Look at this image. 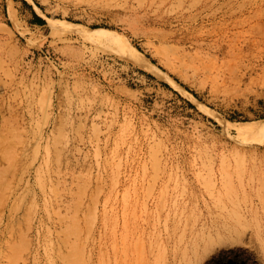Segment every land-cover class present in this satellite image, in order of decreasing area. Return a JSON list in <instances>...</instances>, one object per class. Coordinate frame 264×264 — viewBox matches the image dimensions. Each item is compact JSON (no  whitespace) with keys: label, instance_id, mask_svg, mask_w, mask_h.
I'll list each match as a JSON object with an SVG mask.
<instances>
[{"label":"rangeland","instance_id":"rangeland-1","mask_svg":"<svg viewBox=\"0 0 264 264\" xmlns=\"http://www.w3.org/2000/svg\"><path fill=\"white\" fill-rule=\"evenodd\" d=\"M253 121L264 0H0V264H222L212 249L230 235L199 232L177 256L168 239L151 258V232L264 206L260 185L212 181L264 175V143L228 127ZM152 176L173 180L151 191ZM252 229L237 257L264 264Z\"/></svg>","mask_w":264,"mask_h":264},{"label":"bare ground","instance_id":"bare-ground-1","mask_svg":"<svg viewBox=\"0 0 264 264\" xmlns=\"http://www.w3.org/2000/svg\"><path fill=\"white\" fill-rule=\"evenodd\" d=\"M51 27L57 28V23L51 21L50 22ZM100 41H104L112 45L116 50H118L120 53L123 54V56L132 59L134 61L144 63L145 58L141 52H139L136 48H134L133 45H131L130 42L127 41L124 37L120 36L119 34L107 31V30H100L98 31V35L96 36ZM229 128H234L238 133L239 136L241 135L242 138L245 137L246 140H250L253 142L258 143H264V121H256V122H248V123H238V124H228ZM173 180V178H168L166 176H152L151 181L153 184H151V191L153 188L161 184L162 186L165 185L169 180ZM220 180L224 185L232 184V182H239L241 183L240 186L242 189L237 188L238 190H241L243 192L247 191L248 185L251 187H256L257 185H260V189H264V175H251V176H244V175H231V174H223L220 176V178H212V181H218ZM234 192H238L235 190V187H233ZM222 192L219 191L217 196L221 195ZM216 203L218 201V198L216 197V194L213 193V197L211 198V201L206 202V205L209 206L211 202ZM170 204V203H169ZM156 210L159 211V213H162L165 211V207H160L159 204L155 205ZM222 211L220 212L222 215L224 214L223 209L227 210L228 208L226 206H219ZM257 210V212H260L259 209H264V206H258L256 203L248 204L245 208L237 209L236 211L232 212L230 211L229 214L227 213L228 218L224 219L223 221H217L215 223L210 222H204L202 225H199V221H189L187 218L185 220L182 218L180 219L181 225L172 226L169 223V219L167 218L164 225L154 224L151 222V228L153 227L156 231L151 232V258L152 254L155 250V248L158 247L160 243H164L168 239H175L177 240L179 238V242L175 243V249L173 250V255L177 256L179 251H188L190 244L193 240V238L200 232L203 234L209 233L211 235L217 234L218 237L224 235H230L232 237L231 242H225L220 241V246L218 248L212 249V251L215 253L216 258H221L222 264H242L245 263L247 260L245 257H237V252L240 250V245L242 243L243 237L242 234L247 235L246 232L250 229L251 233H248L249 238L251 237V240L255 239L256 237L262 235L264 233V223L257 219L259 223H257V226L253 227L246 223L241 222L242 216L245 219L247 218V214L254 212V210ZM219 211V210H218ZM229 211V210H228ZM262 217H263V212ZM211 214H214V211L209 212V216ZM237 218V219H236ZM201 226V227H200ZM177 228V229H176ZM210 240V239H209ZM208 241H205L207 244ZM173 243V242H172ZM250 244V242L248 243ZM251 246V245H250ZM252 247V246H251ZM264 252V247L261 249ZM237 253V254H236ZM152 260V259H151Z\"/></svg>","mask_w":264,"mask_h":264}]
</instances>
